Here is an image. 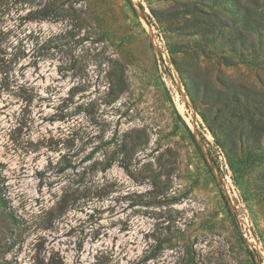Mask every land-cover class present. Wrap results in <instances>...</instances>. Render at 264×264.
Listing matches in <instances>:
<instances>
[{"label": "rangeland", "instance_id": "1", "mask_svg": "<svg viewBox=\"0 0 264 264\" xmlns=\"http://www.w3.org/2000/svg\"><path fill=\"white\" fill-rule=\"evenodd\" d=\"M242 31L222 0H0V264H264Z\"/></svg>", "mask_w": 264, "mask_h": 264}, {"label": "trees", "instance_id": "2", "mask_svg": "<svg viewBox=\"0 0 264 264\" xmlns=\"http://www.w3.org/2000/svg\"><path fill=\"white\" fill-rule=\"evenodd\" d=\"M51 3H53L55 0H50ZM225 4H229L231 7V13H234L240 17L241 22L243 24V31L236 35L235 38L226 37L223 40V46L230 51H234L236 44H245L248 40L252 41L253 38L249 37L247 35L250 33H259L261 34L264 32V25L252 20L249 14V10L247 7L242 5L239 0H222ZM49 4V3H48ZM43 11H46V8L43 10H36L29 14L28 19L29 20H43L48 16ZM215 25V24H214ZM220 28H228L227 22H223V24L220 26ZM253 46L258 45L262 50H264V40H260L256 44H251ZM252 128L255 130V126H252ZM257 129V128H256Z\"/></svg>", "mask_w": 264, "mask_h": 264}]
</instances>
